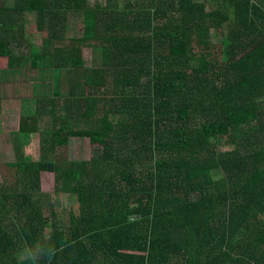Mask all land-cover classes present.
Masks as SVG:
<instances>
[{"label": "trees", "instance_id": "trees-1", "mask_svg": "<svg viewBox=\"0 0 264 264\" xmlns=\"http://www.w3.org/2000/svg\"><path fill=\"white\" fill-rule=\"evenodd\" d=\"M0 6V75L28 69L45 83L21 99L38 159L0 164V264H28L23 249L45 242L57 251L37 264H264L259 5ZM70 137L87 139L90 159L60 153Z\"/></svg>", "mask_w": 264, "mask_h": 264}, {"label": "rangeland", "instance_id": "rangeland-1", "mask_svg": "<svg viewBox=\"0 0 264 264\" xmlns=\"http://www.w3.org/2000/svg\"><path fill=\"white\" fill-rule=\"evenodd\" d=\"M34 22H31V36L28 41L39 47V41H36V32L34 31ZM216 38H219L217 35ZM85 66H93V57L90 51L83 52ZM37 72L23 69L7 75L2 72L0 75V164H12L17 161H36L38 159L39 134L30 133V118L25 120L23 117L28 107L22 105L26 98H31L38 92H42L45 86ZM29 82L34 86L30 88ZM40 82V83H39ZM42 128V122L38 124ZM91 145L87 139L70 137L68 144L60 153L72 161H82L90 159ZM53 183L50 176H47L42 182V192L50 195L53 199ZM51 193V194H50ZM66 198V197H65ZM62 199L65 205L72 203L71 198ZM60 198H56L59 201Z\"/></svg>", "mask_w": 264, "mask_h": 264}, {"label": "clouds", "instance_id": "clouds-1", "mask_svg": "<svg viewBox=\"0 0 264 264\" xmlns=\"http://www.w3.org/2000/svg\"><path fill=\"white\" fill-rule=\"evenodd\" d=\"M57 249L51 243L36 244L35 246H28L23 249L24 259L28 264H37V261L41 256H47L51 258L55 255Z\"/></svg>", "mask_w": 264, "mask_h": 264}, {"label": "crops", "instance_id": "crops-1", "mask_svg": "<svg viewBox=\"0 0 264 264\" xmlns=\"http://www.w3.org/2000/svg\"><path fill=\"white\" fill-rule=\"evenodd\" d=\"M251 2L255 3L256 5H259L264 10V0H251ZM1 4H8V6H12L11 3H1Z\"/></svg>", "mask_w": 264, "mask_h": 264}]
</instances>
